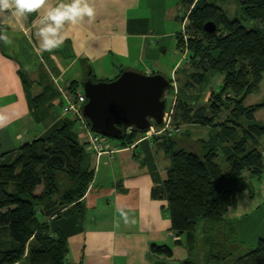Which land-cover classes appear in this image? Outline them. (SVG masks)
<instances>
[{"label": "trees", "instance_id": "16d2710c", "mask_svg": "<svg viewBox=\"0 0 264 264\" xmlns=\"http://www.w3.org/2000/svg\"><path fill=\"white\" fill-rule=\"evenodd\" d=\"M182 1L189 7L182 17L187 18L192 69L186 86L194 88L210 70L223 79L206 105L193 108L175 101L173 124L179 119L205 125L211 134L207 141L178 142L167 133L156 137L170 154L171 166L152 195L166 199L175 244L187 250L180 264H264V237L245 251L233 222L225 218L236 195L249 190L252 196L251 179L264 173V122L255 120L264 105H244L264 74V0H235L239 11L234 18L212 0ZM243 19L257 25L249 28ZM208 21L216 25L213 32L204 28ZM184 44L178 36L179 49ZM77 88L73 82L70 93ZM39 99L33 97L35 103ZM135 135L127 132L121 142L127 145ZM91 154L78 138L75 119L66 116L47 138L0 155V264H68L67 238L51 229L49 219L81 209L93 178ZM220 155L225 168L217 160ZM150 252L173 254L171 247L157 244H151Z\"/></svg>", "mask_w": 264, "mask_h": 264}, {"label": "crops", "instance_id": "0c3cea01", "mask_svg": "<svg viewBox=\"0 0 264 264\" xmlns=\"http://www.w3.org/2000/svg\"><path fill=\"white\" fill-rule=\"evenodd\" d=\"M92 2L95 20L66 26L63 45L50 52L39 49L36 13L0 18V32L12 40L0 41V155L60 128L66 116L71 117L62 112L61 89L70 93L76 82L77 90L83 91L80 83L88 77L108 81L125 69L176 76L175 95L168 91L165 97L181 99L193 108L207 104L222 82L223 76L210 70L194 88L186 86L192 69L178 47L182 0ZM179 121H174L178 142L208 140V126ZM151 131L136 134L127 145L110 140L113 152L97 157L91 151L93 178L81 209L49 219L51 229L67 238L68 264H180L187 257V250L175 244L166 199L152 195L166 178L171 159L162 139L156 140L161 135ZM244 191L225 215L233 223L244 214ZM119 207L132 209L128 223ZM151 244L171 247L172 256L151 254Z\"/></svg>", "mask_w": 264, "mask_h": 264}, {"label": "water", "instance_id": "95a60500", "mask_svg": "<svg viewBox=\"0 0 264 264\" xmlns=\"http://www.w3.org/2000/svg\"><path fill=\"white\" fill-rule=\"evenodd\" d=\"M204 28L213 32L216 25L208 21ZM80 85L87 98L82 114L92 130L117 139L132 130L146 133L161 126L167 108L165 94L172 87L171 78L162 73L134 69H125L108 81L88 77Z\"/></svg>", "mask_w": 264, "mask_h": 264}, {"label": "clouds", "instance_id": "9594fccd", "mask_svg": "<svg viewBox=\"0 0 264 264\" xmlns=\"http://www.w3.org/2000/svg\"><path fill=\"white\" fill-rule=\"evenodd\" d=\"M41 10L43 14L41 15ZM36 13L38 24L34 21L35 36L41 51L50 52L60 48L66 38L68 25H79L85 20L92 23L96 10L92 0H0V18L12 16L17 19L27 18ZM27 35V33H25ZM0 41L11 44L12 40L5 32H0ZM117 211L129 222V212L123 207Z\"/></svg>", "mask_w": 264, "mask_h": 264}, {"label": "rangeland", "instance_id": "374dc122", "mask_svg": "<svg viewBox=\"0 0 264 264\" xmlns=\"http://www.w3.org/2000/svg\"><path fill=\"white\" fill-rule=\"evenodd\" d=\"M212 1H214L218 6L220 7L222 6L221 8L226 12L229 18H234L235 15L239 11L238 4L234 2L235 0H212ZM224 4H225V7H224ZM188 9L189 7L185 5L182 10L183 16H186ZM180 21H181V23L179 24L180 31L178 35L183 37V34L181 33L182 23L184 21H187V18L186 20H184V18L182 17L180 18ZM243 23L249 28H254L257 25L255 21L250 20V19H243ZM184 48H185V44L180 49L182 53L183 51H185ZM187 54H188V51H187ZM165 76L167 78H170V76H167V75ZM99 77H105V76H99ZM174 79L176 80V83L178 84V81H177L178 78L175 76ZM220 84H222V82ZM61 91L64 92L62 94H67L65 90L61 89ZM168 91H171L172 94L175 95L174 92H176V88L173 85ZM230 97L231 96H229V98ZM165 98L167 100V106L169 107L172 99L171 98L169 99V97H165ZM255 103L264 105V74L260 82L258 91L248 95V97H246V99L244 100V105H251ZM255 120L258 122H264V106L259 108L256 111ZM152 129H154V126L149 131H151ZM136 134L138 133L136 132ZM106 138L111 140V143L120 142L121 140V139L111 138V137H106ZM185 140L187 139H184L183 141ZM227 148L230 149L231 147H227ZM262 148H264V146L261 145V149ZM220 158L223 159V156L218 157L217 160L221 161ZM221 162L223 164V167L225 168L226 167L225 161H221ZM251 182H252L251 185H252L253 195L252 196L248 195L247 190L244 191L243 197L245 198V201H244L245 204H244V207L242 208V211L244 212V214L242 215L243 217L242 216L238 217L236 221H234L233 223L237 231V237L241 241H243V246H244L245 251L253 249L257 243L258 238L264 237V173L260 177L252 178ZM41 188L42 187H38L36 192L37 193L41 192Z\"/></svg>", "mask_w": 264, "mask_h": 264}, {"label": "built area", "instance_id": "2783aa9c", "mask_svg": "<svg viewBox=\"0 0 264 264\" xmlns=\"http://www.w3.org/2000/svg\"><path fill=\"white\" fill-rule=\"evenodd\" d=\"M186 20V17L184 18ZM182 23L181 33L185 42V51H183V57L185 61H188L187 55V33L185 24ZM171 84L177 88L176 80L171 78ZM61 93H64L61 91ZM63 94L64 104L62 105L63 114H68L75 119V128L78 133V137L84 138L86 144L95 156H100L105 152H113L115 148L111 146L110 140L100 133L95 132L90 127L88 120L82 114V106L86 102L87 98L83 91L77 90L75 94L66 92ZM175 98L172 99L170 106L166 108L161 126H154V130L151 131L153 135H162L167 133L168 135L174 134L178 128L173 124V113L175 106ZM130 132V131H129ZM264 155V152H263Z\"/></svg>", "mask_w": 264, "mask_h": 264}]
</instances>
